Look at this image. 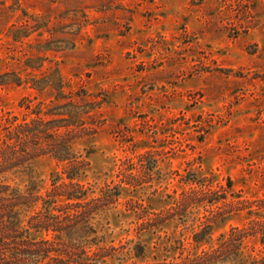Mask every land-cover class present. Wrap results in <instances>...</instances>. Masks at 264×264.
<instances>
[{"label": "rangeland", "instance_id": "1", "mask_svg": "<svg viewBox=\"0 0 264 264\" xmlns=\"http://www.w3.org/2000/svg\"><path fill=\"white\" fill-rule=\"evenodd\" d=\"M22 131L38 139L14 142ZM51 144L86 161L87 185L121 188L95 220L124 249L108 264H177L250 226L264 200V0H0V162L24 166L8 181L45 191L69 165ZM261 256L248 237L242 260Z\"/></svg>", "mask_w": 264, "mask_h": 264}, {"label": "trees", "instance_id": "2", "mask_svg": "<svg viewBox=\"0 0 264 264\" xmlns=\"http://www.w3.org/2000/svg\"><path fill=\"white\" fill-rule=\"evenodd\" d=\"M17 128L21 129L20 126ZM21 131V130H20ZM31 134L32 136H28ZM25 136L24 139L22 137ZM29 137V138H28ZM38 139L31 131L18 132L14 142ZM23 143H26L24 141ZM48 154L69 165L50 176V186L41 191L31 178L25 189L8 181L7 173L17 164V157L2 154L0 162V264H108L109 257L121 258L124 249L105 244V236L95 225L102 212L117 202L120 186L94 188L81 180L86 161L70 151V145L51 144ZM22 157L29 152L23 150ZM250 226L235 227L219 236L216 244L177 264H220L231 261L247 264L241 255L248 237L257 236L264 249V200L247 207ZM207 226L194 232L196 243L211 235ZM136 257L144 256L145 245L133 247ZM137 264V263H133ZM142 264V263H139ZM146 264H170L156 262ZM249 264H264V256Z\"/></svg>", "mask_w": 264, "mask_h": 264}]
</instances>
